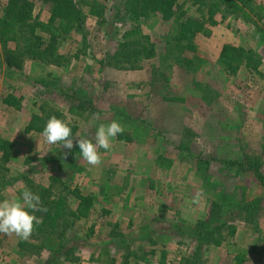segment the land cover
Masks as SVG:
<instances>
[{
  "label": "rangeland",
  "instance_id": "1",
  "mask_svg": "<svg viewBox=\"0 0 264 264\" xmlns=\"http://www.w3.org/2000/svg\"><path fill=\"white\" fill-rule=\"evenodd\" d=\"M32 1L45 21L46 4ZM75 1L84 18L62 36L59 66L27 59L19 70L8 68L0 45V141H16L7 162L0 151V200L27 187L38 195L47 189L49 200L66 196L73 210L75 193L92 205L85 216L69 217L51 248L29 237V249L18 251L22 239L0 233L13 243L0 251V264H264V0L225 16L217 11L214 24L207 7L178 0L187 17L205 18L194 51L175 45L172 20L121 17L124 0H96L105 6L98 19ZM124 38L142 40L150 57L135 67L111 59ZM224 44L250 50L252 63L230 72L220 58ZM183 57L193 65L178 63ZM56 111L71 121V150L25 130L32 115ZM112 120L125 131L91 166L76 136L94 141L99 125ZM201 189L199 203H189ZM215 225L226 236L219 246L200 235Z\"/></svg>",
  "mask_w": 264,
  "mask_h": 264
},
{
  "label": "trees",
  "instance_id": "2",
  "mask_svg": "<svg viewBox=\"0 0 264 264\" xmlns=\"http://www.w3.org/2000/svg\"><path fill=\"white\" fill-rule=\"evenodd\" d=\"M47 7L48 17L45 21L39 20L34 15L35 4L32 0H6L0 14V45L2 47V61L8 68L19 70L23 67L27 59L41 60L59 66L64 58L58 52V47L62 36L74 25L75 22L83 21V13L75 0H42ZM84 2L90 14L102 19L105 6L96 0H78ZM192 5H197V9L207 7V18L214 24L216 21L213 15L217 11H222V15L234 11L243 10L249 7L252 0H189ZM123 7L121 17L140 18L150 14L160 15L163 20H172L174 22V32L172 39L175 45L184 44L189 50H196L193 42L195 36L203 29L205 18L201 19L186 16L185 8L178 0H124L117 8ZM254 6L252 7V9ZM258 8V6H255ZM44 33L47 35L44 37ZM11 43L13 45H11ZM152 53V48L146 46L142 40L137 38H124L116 41L111 59H117L118 62L130 64L135 67V63L140 58H148ZM252 52L242 47L231 44H224L221 48L220 58L226 64L230 72L234 73L239 65L245 61V65L252 63ZM183 61V62H182ZM178 63L186 67H191L194 58H179ZM255 66V64H252ZM4 101L12 104L7 98ZM55 115L60 118L61 112L54 114H34L31 116L29 123L25 126L26 131H43L48 119ZM13 144L9 140L0 141L1 159L7 162ZM57 179V178H55ZM79 202L76 209H70L66 202V196L60 195L57 198L48 199L49 192L44 189L40 193L42 206L47 208L43 217V223L36 226L30 236L33 240L42 239L40 246L47 245L52 239L58 241L63 239L64 228L71 224L68 220L70 216L77 218L85 216L89 211L92 200L89 196H82L75 193ZM39 216V212L35 213ZM228 235L235 234V228H228ZM201 239L207 244L219 246L226 238L220 225L209 227L200 233ZM26 242L18 241L20 249H29L23 246ZM36 244H32V247ZM60 243L55 253L61 251ZM51 248V246H50ZM239 262L241 260H238Z\"/></svg>",
  "mask_w": 264,
  "mask_h": 264
},
{
  "label": "clouds",
  "instance_id": "3",
  "mask_svg": "<svg viewBox=\"0 0 264 264\" xmlns=\"http://www.w3.org/2000/svg\"><path fill=\"white\" fill-rule=\"evenodd\" d=\"M71 121H65L51 116L43 128V136L49 145L61 144L65 149L71 150L74 146V136ZM125 128L117 121L112 120L107 125L100 124L94 141L87 137L76 136L75 143L79 147L82 158L91 166L102 163L99 149H110L112 141ZM44 155V154H43ZM67 155V153H65ZM203 190H198L189 203L198 204ZM42 206L40 196L25 187L19 195L0 200V233L15 234L22 240H27L34 232L36 226L43 223V218L35 215L36 212H46Z\"/></svg>",
  "mask_w": 264,
  "mask_h": 264
},
{
  "label": "crops",
  "instance_id": "4",
  "mask_svg": "<svg viewBox=\"0 0 264 264\" xmlns=\"http://www.w3.org/2000/svg\"><path fill=\"white\" fill-rule=\"evenodd\" d=\"M5 140H9L12 144H13V149H12V155L15 153V150H16V141L15 140H12L11 137H7ZM0 239H3L2 238V235L0 237ZM12 248L13 247V243H10L9 245L7 244V242H3V241H0V251H3L4 253H7L8 250H6L5 248ZM14 248L15 249H18V251H20L19 247H18V242H17V245L14 243Z\"/></svg>",
  "mask_w": 264,
  "mask_h": 264
}]
</instances>
